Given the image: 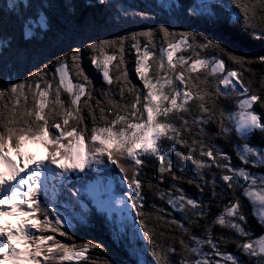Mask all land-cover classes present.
Listing matches in <instances>:
<instances>
[{
  "label": "snow or ice",
  "instance_id": "snow-or-ice-1",
  "mask_svg": "<svg viewBox=\"0 0 264 264\" xmlns=\"http://www.w3.org/2000/svg\"><path fill=\"white\" fill-rule=\"evenodd\" d=\"M97 4L108 6L109 0ZM157 6L163 11L177 5L159 0ZM6 7L5 15L21 21L24 41L34 36V28L50 27L51 0H8ZM184 11L196 23L239 25L264 42V0H199ZM128 16V9L118 11L113 24ZM15 48L0 16V219L16 220L15 227L0 224V264H96L89 253H107V248L91 239L77 241L73 232L89 222L85 196L100 213L119 209L125 220L131 218L135 243L128 241L127 264H264V233H253L245 211L250 206L264 227V173L252 171L264 169V146L250 143L257 133L264 139V115L254 109L257 104L264 109V73L258 89L247 82L255 75L252 65L264 66V54H237L205 30L177 31L167 22L93 38L23 72L21 53L17 60L5 58ZM130 50L139 84L130 77ZM85 55L107 85L101 98L83 67ZM222 99L233 100L235 110H226ZM211 124L215 133L208 129ZM233 135L239 166L213 140L230 142ZM28 146L43 148V157L28 155L25 163ZM172 155L194 177L173 171ZM150 161L171 178L169 188L145 180ZM117 181L127 186L119 197L113 195ZM182 182L201 194L210 188L212 199L227 198V203L209 220L212 203L188 196ZM145 187L167 207L146 211ZM61 200L80 212L68 215ZM228 244L245 259L227 251Z\"/></svg>",
  "mask_w": 264,
  "mask_h": 264
},
{
  "label": "trees",
  "instance_id": "trees-1",
  "mask_svg": "<svg viewBox=\"0 0 264 264\" xmlns=\"http://www.w3.org/2000/svg\"><path fill=\"white\" fill-rule=\"evenodd\" d=\"M33 4L44 2L47 4L49 0H32ZM168 3H176L175 9L161 10L158 7L159 0H109L108 6H99L97 0H51L53 8L51 10V23L50 27L44 30L36 31L34 28V36L27 41L21 39V21L17 20L14 16H7L8 9L0 6V16L5 20L6 31L13 39L16 48L13 51L5 53V58L8 60H17V51L22 55L19 57L21 71L25 68L35 69L41 63H47L51 57L53 60L56 55H62L70 50L72 46H82L86 42H90L93 38H115L118 35H127L134 31L147 30L156 28L159 22H167L168 26L174 30H205L210 38L219 41L224 47L237 54L260 55L264 54V42L253 40L248 32L244 31L239 25L227 24L223 27L206 26L203 23L194 22L193 18L187 17L185 9L190 5L198 3L199 0H167ZM61 4H72L75 7H68L67 10L60 7ZM182 5L183 7H180ZM128 9L129 16L121 18L115 25L113 24L114 18L117 16L118 11ZM137 12L146 13V18L136 16ZM19 15V11H17ZM129 61L130 77L134 83L139 84L133 71L132 61L135 59L133 51H129L126 57ZM225 60L227 58L225 57ZM83 67L86 73L94 81L96 87V97L101 98V89L106 88L102 82L100 73L91 65L90 60L85 55L83 60ZM255 75L250 77L247 81L252 84L253 88L260 87V74L264 73V66L252 65ZM115 75V73H113ZM247 75V74H246ZM75 82V78L73 77ZM63 98L67 100V95L64 94ZM119 99V97H116ZM221 105L226 110H235L233 100H221ZM254 109L264 115V109L260 108L259 104L254 105ZM210 133L217 131L216 126L211 124L208 126ZM214 143L217 147L221 148L224 152L232 156L233 164L239 166L233 145L239 143L235 135L231 141L223 140L219 137H213ZM250 143L253 145L264 146V139L257 133L254 135ZM181 151H185L181 149ZM173 163V171L192 178L195 173L189 170L188 165H185L181 170L183 161L175 156H171ZM207 173V170H205ZM212 171H216L213 169ZM257 173H264V169H252ZM145 180H151L154 184L159 185L161 188H169L173 183L171 178L160 171L158 162H149L148 166L144 169ZM207 178H211L208 176ZM180 187L184 189L186 194L192 198L210 201L212 208L210 209L208 219L211 220L216 214L222 211L223 205L227 203V198L212 199L210 196L211 189L208 188L204 194H201L194 185H189L186 182L180 183ZM154 191V190H153ZM219 191V189H217ZM146 211H155L157 206L167 207L161 201L156 199L152 192L145 187ZM239 195V192L237 193ZM219 202L220 206L217 207ZM247 204V201L244 200ZM245 211L248 213V226L251 228L256 236L264 233V227L257 224L256 220L251 215V207H247ZM134 215V214H133ZM178 219L179 214H174ZM120 216V215H119ZM122 219L121 217H119ZM88 226H78L73 229L77 241L94 240L102 243L107 248V253L93 250L89 253L96 264H105V261L111 260L113 264H127L126 254L130 251L128 248V241L133 239V229L130 227L131 223L127 224L131 228L127 235L121 232L114 224L101 220L97 215L90 216ZM152 223H155L153 220ZM200 232V229H194ZM217 233L222 231L219 227L215 229ZM119 232L121 239H117L115 233ZM179 237V233H176ZM63 239V238H60ZM159 239V237H158ZM70 243V242H69ZM140 246L150 247L140 241ZM227 251L233 252L240 257L241 260L245 258L236 252L235 246L232 244L227 245ZM87 264V262H81Z\"/></svg>",
  "mask_w": 264,
  "mask_h": 264
},
{
  "label": "rangeland",
  "instance_id": "rangeland-1",
  "mask_svg": "<svg viewBox=\"0 0 264 264\" xmlns=\"http://www.w3.org/2000/svg\"><path fill=\"white\" fill-rule=\"evenodd\" d=\"M23 151L25 153V163H27V156L28 155H33L36 159H40L41 154L44 152V149H42L41 147H38V146H28ZM10 155H11L13 160H17V162H19L16 154L10 153ZM126 188H127V186H126Z\"/></svg>",
  "mask_w": 264,
  "mask_h": 264
}]
</instances>
